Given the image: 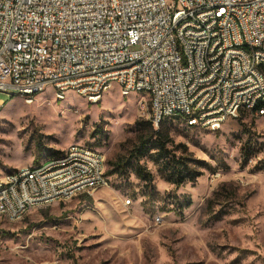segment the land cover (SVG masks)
I'll return each mask as SVG.
<instances>
[{"label": "rangeland", "instance_id": "obj_1", "mask_svg": "<svg viewBox=\"0 0 264 264\" xmlns=\"http://www.w3.org/2000/svg\"><path fill=\"white\" fill-rule=\"evenodd\" d=\"M0 100L2 175L79 146L102 155L110 178L90 199L0 215V264H264V115L218 131L162 123L160 142L196 178L177 186L155 163V142L134 157L151 123L140 95L114 85L97 104L72 91L57 100L53 88L32 104Z\"/></svg>", "mask_w": 264, "mask_h": 264}, {"label": "built area", "instance_id": "obj_2", "mask_svg": "<svg viewBox=\"0 0 264 264\" xmlns=\"http://www.w3.org/2000/svg\"><path fill=\"white\" fill-rule=\"evenodd\" d=\"M123 62L132 69L115 73ZM114 85L140 95L141 110L154 95L152 124L182 106L209 131L264 115V0H0V94L32 104L34 90L72 88L97 104ZM109 179L102 157L69 146L42 171L22 166L0 209L20 215L82 184L109 188Z\"/></svg>", "mask_w": 264, "mask_h": 264}, {"label": "bare ground", "instance_id": "obj_3", "mask_svg": "<svg viewBox=\"0 0 264 264\" xmlns=\"http://www.w3.org/2000/svg\"><path fill=\"white\" fill-rule=\"evenodd\" d=\"M237 34H238V41H246V33L244 31V27H237ZM238 53L249 54L250 46L249 45L238 46ZM130 69H132V62H123L119 65H115V73L126 72V70H130ZM47 89L48 88L44 90H34L33 91V98H34L33 102L36 100L39 94L45 92ZM53 89L55 90V88ZM68 91H72V88L60 89V95H58L57 90H55L56 99L64 100ZM121 92L125 96V89H121ZM60 96H64V97L60 98ZM80 96L83 97L89 103L95 104L91 102V98L88 92H81ZM146 97L149 99V104L148 106H145V103H143L142 109L149 107L150 119H153L155 98L153 94H146ZM26 101L27 103L30 104L29 100H26ZM263 105H264V102H262V106ZM262 109H264V107H262ZM193 116H194V106H182V108L177 113H165L161 117V120H155V124H153V126L155 129L158 130L160 128V125L164 122L178 121V122L185 124L186 127L199 129V120L194 119V118H188V117H193ZM184 118H187V119H184ZM227 122L228 121L219 122V129H222V127ZM72 147H78V150L80 151H87L88 154L93 155L94 157H102V155L99 152H96V151H93L87 148L79 147V146H72ZM66 153H68V149L65 151L63 155L50 159L39 166H35V167L28 166V169L32 171H42L43 168H46L49 164H53L58 161L64 160ZM102 170L104 174H106L105 161L103 157H102ZM17 172H21V168L13 170V171H8L4 175H2L1 166H0V193H7L8 188H12V176H15ZM109 186H110V183H109ZM95 191H96V184H82L81 191L72 190L64 195L57 196V199L42 200L40 202H37L36 206H34L33 208L39 207V206L51 205V204L59 203V202H64V203L69 202L80 194L92 195L93 193H95ZM33 208L26 209V211H22L20 215H16V216H13L11 211H3L2 209H0V215L6 217L10 221H18L22 219L25 215H27L29 211Z\"/></svg>", "mask_w": 264, "mask_h": 264}, {"label": "trees", "instance_id": "obj_4", "mask_svg": "<svg viewBox=\"0 0 264 264\" xmlns=\"http://www.w3.org/2000/svg\"><path fill=\"white\" fill-rule=\"evenodd\" d=\"M264 107V105L262 106ZM160 130H156L151 123H149L148 134L140 139L139 144L134 152V157L139 160L143 157L149 150H151V145L155 142L156 148V159L155 163L157 164L162 174L166 175V178L177 186L186 184V182H194L196 178L193 176L189 177L185 170V167L181 164L180 160H176L174 156L170 157V152L167 150V144L161 143ZM158 143V144H157ZM62 153H55L53 157L59 156ZM123 168V166H122ZM138 176L143 180L151 183L152 177L150 174L143 173L140 169L137 171ZM168 174V175H167ZM86 198L89 196L85 195Z\"/></svg>", "mask_w": 264, "mask_h": 264}, {"label": "crops", "instance_id": "obj_5", "mask_svg": "<svg viewBox=\"0 0 264 264\" xmlns=\"http://www.w3.org/2000/svg\"><path fill=\"white\" fill-rule=\"evenodd\" d=\"M109 177V176H108ZM111 182V181H110ZM94 194V193H93ZM85 195H87V194H80V195H78L77 197H79V196H84V197H86ZM87 196H90V195H87ZM76 198V197H75ZM86 199H90V198H86Z\"/></svg>", "mask_w": 264, "mask_h": 264}]
</instances>
